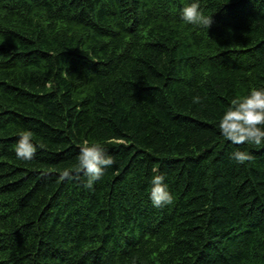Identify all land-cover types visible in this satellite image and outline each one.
Here are the masks:
<instances>
[{
    "label": "trees",
    "instance_id": "16d2710c",
    "mask_svg": "<svg viewBox=\"0 0 264 264\" xmlns=\"http://www.w3.org/2000/svg\"><path fill=\"white\" fill-rule=\"evenodd\" d=\"M192 2L0 0V264H264V146L216 128L264 87V0H198L209 30ZM84 140L115 160L92 188L60 175Z\"/></svg>",
    "mask_w": 264,
    "mask_h": 264
},
{
    "label": "clouds",
    "instance_id": "9594fccd",
    "mask_svg": "<svg viewBox=\"0 0 264 264\" xmlns=\"http://www.w3.org/2000/svg\"><path fill=\"white\" fill-rule=\"evenodd\" d=\"M180 19L189 25L198 26L209 30L212 17H207L200 9L198 0H193L180 10ZM219 135L232 145L251 144L264 146V87H254L247 95L235 98L218 118L216 124ZM33 142L30 130L20 131L14 145L16 158L21 161H31L37 148ZM230 160L238 165H244L252 160V154L247 151L235 150L229 154ZM114 158L106 153L105 148L99 143H90L84 140L79 145V154L73 169H64L60 175L63 179H72L73 172L77 176L83 175L84 187L92 188L101 180L105 170L112 167ZM150 179L149 200L154 208H162L173 203V195L165 183V177L157 174L156 168L152 169Z\"/></svg>",
    "mask_w": 264,
    "mask_h": 264
}]
</instances>
